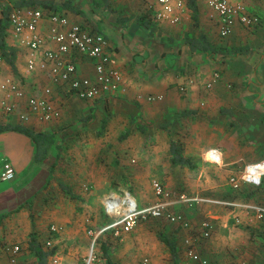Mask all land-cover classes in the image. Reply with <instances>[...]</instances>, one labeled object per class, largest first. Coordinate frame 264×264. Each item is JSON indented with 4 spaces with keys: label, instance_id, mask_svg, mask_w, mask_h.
I'll return each instance as SVG.
<instances>
[{
    "label": "crops",
    "instance_id": "obj_1",
    "mask_svg": "<svg viewBox=\"0 0 264 264\" xmlns=\"http://www.w3.org/2000/svg\"><path fill=\"white\" fill-rule=\"evenodd\" d=\"M47 1L69 2L72 8L63 12L70 23L91 26L104 36L124 85L119 94L84 101L53 84L45 71L28 72L26 48L8 30L7 41L17 47L16 71L2 61L3 75L19 82L26 96L40 95L45 86L50 87L49 98L59 116L47 122L34 117L20 122L17 111L10 116L0 113V124L10 122L44 131L65 126V134L60 146L36 163L30 137L18 131L0 133V169L8 162L14 170L13 179L0 181V215L4 216L0 241L3 238L9 244L3 248L0 244V264H36L26 248L31 221L40 241L51 226L56 227L48 239L55 246L48 264H53V258L57 264H79L87 252L86 224H97L101 213L105 214L103 199L121 195L130 187L138 205L146 206L156 199L153 179L169 190H184L208 202H200L198 208H174L193 224L211 221V236L197 245L208 260L262 264L263 242L231 224L228 213L216 208L213 198L228 187L232 172L245 163L264 160V0H234L258 15L260 23L251 27L235 23L225 37L219 36L216 15L207 0H196V28L189 17L188 0H183L184 10L176 24L149 20L148 13L157 8L156 0ZM39 31L46 34L48 22H40ZM202 33L221 48L211 58L191 53L184 43L186 37ZM53 45L46 43L45 47ZM77 70L80 76L94 77L92 63L84 58L78 59ZM181 86H185L183 91ZM157 95L162 99H146ZM90 106L94 113L85 121L81 118ZM184 111L190 114L180 116ZM105 117L104 132L98 135ZM126 130L129 134L120 141ZM171 139L184 142L183 153L192 159L194 168L171 162ZM211 151L219 155L216 162L210 158ZM244 181L245 189L260 188V196H264V175L258 185ZM59 184L80 195L78 206L82 208L78 211L82 214L75 213L76 204L70 201L76 198L65 194ZM82 191L88 193L84 196ZM105 215L101 222L108 226L115 217ZM159 232L174 238L179 248L190 236L166 218L149 219L111 244L110 255L117 264H137L138 255H148L149 264H172ZM13 245L20 250L11 262L5 246ZM179 261L184 263L183 255Z\"/></svg>",
    "mask_w": 264,
    "mask_h": 264
},
{
    "label": "built area",
    "instance_id": "obj_2",
    "mask_svg": "<svg viewBox=\"0 0 264 264\" xmlns=\"http://www.w3.org/2000/svg\"><path fill=\"white\" fill-rule=\"evenodd\" d=\"M157 8L153 17L158 21L176 24L181 20L184 10L183 0H156ZM208 6L216 15L218 31L222 37L231 33L235 23L251 27L260 22L258 15L249 12L241 2L234 0H207ZM48 22V31L43 34L39 31L40 22ZM9 23L12 35L19 44L26 48V69L28 72L36 70L45 71L52 83L62 87L78 98L93 102L108 96L119 94L123 90V77L107 49L104 36L84 24L70 23L67 16L55 12H45L40 8H16L9 13ZM47 44H54L45 47ZM84 58L92 63L94 77H83L78 74L77 61ZM2 58L0 56V113L10 116L17 111L20 122L36 118L47 122L59 116V109L52 103L49 95L51 89L45 86L42 94L26 96L25 90L19 82L6 77L2 72ZM181 91L185 86L179 88ZM25 98V101L22 100ZM148 101L160 100L162 97L148 96ZM212 161L219 160L216 151L210 152ZM264 175V160L245 163L237 172H232L228 177V185L237 189L245 182L259 184ZM14 178L12 166L5 162L0 169V181ZM155 194V201L146 206H139L136 199L128 191L121 195H107L103 199V209L108 216L115 220L108 226L98 229L88 228V248L79 264H94L97 257V242L101 234L112 229L113 235L120 237L123 233L131 231L138 222L149 219L166 218L176 223L181 229L190 232L184 240L185 256L188 261L196 264H214L203 256L197 245L207 240L212 233V223L203 219L193 224L185 215L174 210L176 206H192L201 200L196 195H191L184 190H169L156 179L151 181ZM218 204L233 206L244 212V215L253 214L255 219L264 216V200L259 203H242L228 200H216ZM253 220L252 218L248 219ZM241 217L235 218L239 224ZM50 231L55 232L56 227L51 226ZM47 245L51 243L48 240ZM11 262L19 252V246H5ZM53 264L57 259L53 258Z\"/></svg>",
    "mask_w": 264,
    "mask_h": 264
},
{
    "label": "trees",
    "instance_id": "obj_3",
    "mask_svg": "<svg viewBox=\"0 0 264 264\" xmlns=\"http://www.w3.org/2000/svg\"><path fill=\"white\" fill-rule=\"evenodd\" d=\"M69 5L70 3L66 1L60 4H56L52 1L47 0H6L5 2L0 3V56L2 60L11 67L12 71H16L17 47L7 41L9 35L8 30L10 29V11L16 8H40L45 12H55L58 14L65 15V13L63 12L64 9L72 8V6ZM187 6L189 9V17L192 20V26L196 28L198 27L199 23V13L196 0H188ZM149 11L150 10H148V12ZM147 16H149V20H152L154 18L152 11H150ZM91 30L94 29L91 28ZM219 36L222 37L220 34ZM184 43L189 48L191 53L201 54L204 56H208L209 58L215 56L217 53L220 52L219 50H221V48L216 46L214 42L208 40V37L203 33L199 34L198 36L191 35L186 37L184 39ZM94 109L95 108L93 106H90L88 108L87 114L84 115L81 119L85 121L91 119L94 113ZM188 114H190V111H184L182 114H180V116ZM106 120V117L104 118V120H102L100 128L98 129L96 134L100 135L104 132ZM63 129H65V126L55 128L53 131H44L34 130L32 128L24 127L21 124H12L10 122L0 124V133L5 131H18L30 137L34 144L33 158L36 163H41L46 160L49 156L50 150L54 148L56 149L60 146L63 141V135L65 134ZM129 132V130H126V132L119 137V140H123L129 134ZM183 151L184 142L182 140H170L169 153L171 162L179 166H187L191 169L194 168L195 165L192 162V159L184 155ZM59 186L65 194L69 195L70 198L78 199L80 197L79 195L75 194L73 189L68 185L59 184ZM226 189L227 196L225 198H220V200L223 199L242 203H259L264 200V196H260V188L248 190L241 185V187L237 189H232L228 185ZM127 191L132 193L130 187L127 188ZM227 207L233 210H240L237 209V207L233 206ZM239 216L241 217V222L239 224L235 223V226L247 230L249 237L254 239L259 238L257 236L259 235L258 232L260 231L263 233L262 238L264 240V216L261 219H255L252 213H249V215L246 216L243 214ZM3 217V215H0V222ZM249 218H252L253 220L249 221ZM104 225H106L105 222L99 227L101 228ZM31 226V231L27 238L26 248L28 249V252L35 258L36 264H48L49 257L55 253V246L52 243L47 245L46 242L49 238H51V234L53 232L50 231L49 228V233L47 234V237L44 240L40 241L41 239L39 240V238H37V233L34 228L33 221H31ZM158 236L162 243L168 248L172 264H180L179 258H181V255H183L184 262L182 264H196L187 260L185 256V245L179 248V245H177L176 240L174 238H171L170 236H166L163 232H159ZM118 238L120 237L114 236L113 230L110 228L105 230L98 239L97 245L99 246L101 257L104 260V264H117V262L110 255V245L113 244L115 241H118ZM181 251L182 254H180Z\"/></svg>",
    "mask_w": 264,
    "mask_h": 264
},
{
    "label": "rangeland",
    "instance_id": "obj_4",
    "mask_svg": "<svg viewBox=\"0 0 264 264\" xmlns=\"http://www.w3.org/2000/svg\"><path fill=\"white\" fill-rule=\"evenodd\" d=\"M0 161H2V159L0 160ZM36 184V183H35ZM35 186V185H34ZM36 188H37V190L36 191H38L40 188H39V186L38 185H36ZM127 190V189H126ZM75 192V191H74ZM83 192V195L84 194H87L88 193V191H82ZM119 192V191H118ZM205 195H208V194H205ZM204 195V196H205ZM80 196V195H79ZM85 196V195H84ZM221 196H224V197H221ZM227 196V189H225V191L224 192H222V193H219L217 196H214V200H217V199H219V198H225ZM89 197V196H88ZM198 197H200V198H203L202 196H198ZM206 197H208V196H206ZM82 199V198H81ZM212 199V200H213ZM220 200V199H219ZM70 201L73 203H75L76 205L74 206L75 207V213L77 214V213H80V214H82V211H78V209L79 208H82V207H79L78 206V204H81V202H79L78 201V199H74V200H71L70 199ZM208 203V202H205L204 200H200L199 201V204H195L194 206H193V208H198V207H200V205H201V203ZM215 206H216V208H219V209H222L226 214L228 213V216H230V219H229V221H230V223L231 224H233L234 226H235V218L236 217H238L239 215H242L243 214V211H240V210H233V209H230V208H228L227 206H225V205H219L218 203H213ZM221 206V207H220ZM45 210V209H44ZM43 209H41L40 211H44ZM79 214V215H80ZM206 218H208V217H206ZM88 220H87V223H89V224H91V222H90V219L89 218H87ZM106 219V215L102 212L101 213V216H99V221L97 222V224H91L90 226H87V224H86V231L88 230V227L89 228H92V229H98V228H100L99 226L100 225H102L105 221H102L101 222V220H105ZM49 230V229H48ZM258 236L257 237H259V241H260V243H261V240H262V242L264 241L263 240V238H262V232H258ZM88 236V235H87ZM261 239V240H260ZM1 242H3V243H1ZM88 242H89V238L87 239V248H88ZM0 244H1V248H3V246L4 245H9L8 243H7V241L6 240H4L3 238H2V241H0ZM19 245V244H18ZM263 245H264V242H263ZM262 247H264V246H262ZM87 250V249H86ZM203 255V254H202ZM204 256V255H203ZM206 257V256H205ZM81 258V257H80ZM144 258H147L148 259V261L147 260H144ZM208 258V257H207ZM136 259H137V264H149L150 262H149V256L148 255H138L137 257H136ZM209 260L212 262V263H214V264H219L220 262H221V258H220V261H219V259L217 260H213V259H210L209 258ZM261 262H262V264H264V257L262 258V260H261ZM94 264H103V259H102V257H101V252H100V249H99V246L97 245V257H96V261H95V263Z\"/></svg>",
    "mask_w": 264,
    "mask_h": 264
}]
</instances>
